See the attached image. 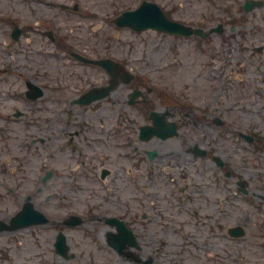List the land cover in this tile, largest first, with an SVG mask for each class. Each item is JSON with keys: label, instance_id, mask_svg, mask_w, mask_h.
Masks as SVG:
<instances>
[{"label": "flooded vegetation", "instance_id": "flooded-vegetation-1", "mask_svg": "<svg viewBox=\"0 0 264 264\" xmlns=\"http://www.w3.org/2000/svg\"><path fill=\"white\" fill-rule=\"evenodd\" d=\"M230 3L235 5V19L207 17L203 12L197 21L181 22L197 30L192 35L170 37L189 42L191 57L195 56L193 66L199 68L196 78L204 76L216 97L194 96L195 79L189 86L177 78L180 87L165 84L161 76H157V82L150 81L139 75L137 71L141 70H134L136 61L122 59L116 60L120 67L115 71L117 84L111 94L89 106L79 105L68 117L60 108L62 102L74 106L90 90L109 86L113 76L98 69L88 71V76L87 70H81L83 75L66 77V86L56 77L46 80L44 76L46 81L42 82L30 75V80H24L30 105L35 103L29 100L36 93L33 83L42 88L44 98L50 92L64 97L57 102L58 107L43 109L38 123L19 125L28 132L31 144L30 147L27 141L14 139L18 150L25 153L19 161L28 163L30 157L51 156L52 150L58 153L61 149L62 200L69 202L71 192H82L81 184L94 183V195L101 193L96 189L101 188L108 195L105 203L111 202L102 214L99 212L105 209L104 204L93 205L99 211L96 222H103L106 216L105 222L110 219L121 223L123 234L113 226L117 234L113 243L122 244L123 257H131L138 264L146 263L142 247L138 244L133 248L130 243L133 238L136 243L142 241L137 230L146 227L151 216L145 210L146 198L154 188L157 201L152 195L148 201L156 212L152 220L157 223V264H165L162 259L174 263L175 254L166 248L167 235L175 228L185 239L187 251L206 259L241 255L240 242L248 236L252 223L256 228L251 231L253 238L264 244V0ZM215 7L228 15L219 4ZM166 12L172 20L180 21L175 14L178 10ZM227 34L230 35L224 39ZM4 67L1 74L15 76L13 65ZM136 93L139 94L135 96ZM71 96L74 98L69 101ZM47 102L52 104L54 100ZM106 104L111 107L104 115L101 111ZM26 116V112L19 114V118ZM98 127L114 144L109 151L127 160V166L117 169L108 164V156L95 151ZM146 128H157V136L142 140L141 130ZM91 163L105 167L94 169ZM136 192L140 196L134 197ZM126 195L131 197L125 199ZM47 196V200L51 199V195ZM139 197L144 200L138 204ZM76 211L70 209L68 216L55 220L51 227L75 225ZM84 224L81 221L80 225Z\"/></svg>", "mask_w": 264, "mask_h": 264}, {"label": "rangeland", "instance_id": "rangeland-1", "mask_svg": "<svg viewBox=\"0 0 264 264\" xmlns=\"http://www.w3.org/2000/svg\"><path fill=\"white\" fill-rule=\"evenodd\" d=\"M27 1L0 0V17H9L13 22L28 26L25 27L27 28L26 34L19 45L9 50L11 27L6 25L5 22L0 24V63H12L19 66L17 78L11 79L15 83L13 84L14 90L4 89L6 88L5 84H3L2 90L0 89V104L9 106L5 110L0 108L3 111V114H1L2 120L0 121L3 130L12 129L18 124L9 115L12 112V108L16 107V105H14L15 103H10L8 93L13 91L16 94H21L22 89L19 87L23 84L20 81L29 78L30 75L42 82L56 77L62 85L66 86V77L76 76L74 73L80 69L79 64L70 63L67 60L69 59L67 53L54 48L50 40L45 36H41L37 32L38 30L62 29L61 37L66 39L68 46L80 53H88L94 57L109 55L114 59L136 61L138 64L134 68L141 70L143 74L150 78V81L157 82V76H161L165 84L180 87L182 85L176 84L177 78L180 81H185L189 86L195 79L196 85L192 86L194 96L216 97L215 90L205 80L204 76L196 78L199 68L193 66L192 60L195 59V56L191 57L192 48L187 40H176L153 31L135 34L128 29L117 30L114 27L112 21L116 14L121 10L134 8L138 3L137 0L32 1L36 15L31 13V5ZM155 1L169 12L178 10L175 14L176 17L180 18L178 20L182 22H192L193 19L197 21L203 12L206 13L207 17L218 15L227 17L229 21L233 17L235 19V5L230 3L231 0H219L220 3H217L216 0ZM65 3L71 6L79 4L82 12L88 18L64 14L60 4ZM53 4L57 6H53ZM217 4L222 9H226L228 15L220 13L221 10L218 11L215 7ZM180 8L181 10H179ZM248 26L249 24L246 25V27ZM229 27L230 25H227V28ZM229 35L227 34L224 39ZM78 72L83 75V71ZM86 75L90 76L88 71ZM44 76H46V80L43 79ZM92 80L95 82L94 78ZM7 86L9 87V84ZM53 97L59 98L57 94L50 92L47 99L41 102L52 101ZM63 97L62 95L59 99L63 101ZM70 98L73 97L71 96ZM14 101L18 102V107L23 109L22 104L19 103L21 101L20 98ZM41 102L36 104V106H39ZM208 102L211 107L212 101L209 99ZM49 106L56 107V105ZM110 107L111 105H103L101 112L105 115ZM113 107L115 112L116 106L114 105ZM25 108H28V105H25ZM97 131L98 145H94L95 151H98L100 156H108V164L114 167L117 166V169L121 166H127L129 164L127 160H122L116 151L113 153L109 151L110 147H114V144L110 139L104 137L106 131L104 132L100 127H98ZM9 134L11 133L6 131L5 135ZM16 138L28 141L23 129H18L17 135L13 139L4 138V133L0 132V221L9 223L21 208L19 197L24 198L31 195L33 201L42 208L40 210L51 216V219L62 220L68 216L66 213L70 209H77L82 214L85 224L78 228L76 232L66 231V234L69 235L70 247L76 255L75 259L69 261L63 259L59 261L52 260L54 255L52 253L51 240L56 232L51 231L52 229L49 226L33 230L28 229L17 234L0 232V264H132L127 263L122 258L123 256L112 250L107 245L106 240H103L100 236L106 230L101 229L102 225L100 223L96 224L99 211L93 208V205L103 203L105 209L99 213L106 212V208L108 210L109 207L108 203L111 202L105 203L108 195L101 188H96L101 193L94 195L92 191L94 183H86L82 192H71L68 198L69 202L62 200L61 188L52 194L55 195V198L49 194L51 199L46 201L45 193H37L40 180L46 173V170H44L46 168V160L42 161V158L37 159L34 157L35 159L31 164L25 163L21 166L23 170L22 168L18 170L13 168V163L9 164L11 168H8L7 160L12 161V159L25 155V153L18 150V143L14 140ZM116 150L120 153L119 148ZM60 155L64 157V155L57 152L53 154L55 160L51 161V166L54 173L61 172ZM113 162L116 165H113ZM91 166L94 169L105 167L100 165V163H91ZM261 167L263 168V165ZM24 171L25 173H23ZM70 182L65 181L67 184ZM51 183H53V180ZM58 183H61L60 176L54 180L53 189L59 187ZM151 195L157 201V190L155 188L151 190ZM128 196L131 197L126 195L125 199H129ZM137 196H140V194L136 192L134 197ZM150 196L146 198L147 206L145 210L151 216L146 220V227H140L136 230L138 236L142 239L140 245L144 262L153 258L152 264H157V223L152 220L156 212L152 209L154 205L148 201ZM43 199L44 201H42ZM78 199L79 202H76ZM143 200V198L139 197L138 204ZM101 224H105L104 221ZM255 229L254 223L248 226V236L240 242V248L243 251L241 255L232 253L225 255L224 258L216 259H206L204 256L191 255L187 251L186 241L179 234L178 228H175L171 235H167V244L169 246L166 251L175 254L173 256L174 264H264V244H260L259 238H253L251 231H255ZM84 231L88 232L85 238L82 236ZM15 235H19L17 240L14 238ZM131 251L133 252V250ZM167 261L169 260L162 259L165 264H168Z\"/></svg>", "mask_w": 264, "mask_h": 264}, {"label": "water", "instance_id": "water-1", "mask_svg": "<svg viewBox=\"0 0 264 264\" xmlns=\"http://www.w3.org/2000/svg\"><path fill=\"white\" fill-rule=\"evenodd\" d=\"M165 21L160 9L155 4H144L139 10L125 13L120 18L121 25L132 27L135 30L161 29V26L166 29L173 28V25Z\"/></svg>", "mask_w": 264, "mask_h": 264}]
</instances>
